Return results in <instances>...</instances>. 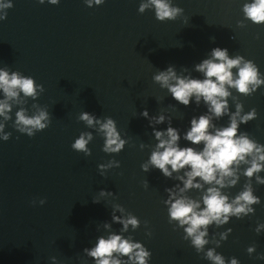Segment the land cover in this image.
Segmentation results:
<instances>
[{"label":"water","instance_id":"95a60500","mask_svg":"<svg viewBox=\"0 0 264 264\" xmlns=\"http://www.w3.org/2000/svg\"><path fill=\"white\" fill-rule=\"evenodd\" d=\"M11 2L13 8L0 10V15L7 14L0 22V68L33 77L45 92L38 100L21 94L12 101V120L0 117L5 131L12 133L9 141L0 140V264H51L52 257L58 264H94L83 250L110 231L142 242L152 252L150 264H213L205 258L208 249L226 259L236 257L241 264H264L247 253L253 245L257 256L264 253V233L255 232L257 223H264V203L253 205L254 216L210 226L205 237L209 244L198 253L184 229L169 222L163 203L168 199L165 190L182 183L175 174L167 179L158 170L141 169L157 143L141 116L144 110L171 117L182 132L193 116L207 113L203 103L179 105L154 81L155 74L174 66L178 75L203 79L195 65L214 47L254 61L264 73V26L244 20L246 0H174L184 15L163 23L154 11L138 12L141 0H107L93 8L84 0H61L58 6L39 0ZM230 91L233 113L237 104L243 105V113H258V119L241 125L240 131L264 144V86L251 96ZM37 106L50 113V127L31 138L17 132L15 113L23 108L32 115ZM85 111L114 119L128 140L126 149L116 156L104 153L102 134L79 120ZM213 122L226 127L229 117ZM82 132L94 136L90 157L71 147ZM112 159L121 167L106 169L101 176L98 166ZM246 167L241 165L238 184L222 191L234 198L250 183L264 201V185L244 177ZM259 175L264 177V172ZM102 189L115 195L100 197ZM186 195L200 199L203 193L193 189ZM40 199L47 201L42 207ZM115 204L136 215L140 228L133 231L130 226L123 233V225L112 221ZM227 228L233 231L225 241L221 234Z\"/></svg>","mask_w":264,"mask_h":264},{"label":"clouds","instance_id":"9594fccd","mask_svg":"<svg viewBox=\"0 0 264 264\" xmlns=\"http://www.w3.org/2000/svg\"><path fill=\"white\" fill-rule=\"evenodd\" d=\"M84 2L89 8H93L103 6L107 0ZM39 3L58 6L61 0H39ZM13 7L11 0L7 2L0 0V10ZM147 11H154L156 19L162 23L175 21L184 15V9L175 6L174 0H141L138 12L144 14ZM242 12L244 20L257 26H264V0H246ZM6 19L7 14L0 15V22ZM195 71L201 73L203 79L193 78L191 75H178L174 66H169L154 75V81L162 89H166L179 105L191 107L193 103L197 106L203 103L207 107V113L198 117L193 116L190 126L182 132L180 128L173 126L171 117L163 114L153 116L144 110L141 116L148 120L157 143L147 161L141 165V169L144 173H150L153 169L158 170L167 179H173L175 174V179L182 183V187L176 184L165 190L168 199L163 203L167 208L169 222H176L184 229L185 239H190L191 245L199 253L209 244L205 237L209 235L210 226L228 225L233 217L242 220L249 215L254 216L256 208L253 205L259 206L264 203L254 194L250 183L234 198L222 191L238 184L241 165H247L243 171L244 177L248 180L254 178L257 184L264 185V177L259 175L264 172V144L240 131L241 125L258 119L257 110L252 109L248 113H243V105L237 104L233 113L228 103L232 95L230 89H235L244 96L258 92L264 86V73H261L254 61L241 55L231 56L227 48L221 47H214L207 59L195 65ZM44 92V86L38 84L33 77L0 68V93L4 97L0 99V117L4 121L12 120L10 115L13 110L12 101H18L21 94L25 98L38 100ZM224 116L229 117V124L226 127H217L214 119L219 120ZM79 120L102 134L104 153L116 156L126 149L128 140L124 138L117 122L111 117L102 120L85 111L80 114ZM51 123L50 113L44 108L38 107L32 115L23 108L15 113V130L30 138L35 137L38 132L47 130ZM164 124H167L166 128H157L158 125ZM5 129L6 125L0 123V140L7 142L11 139L12 133L6 132ZM93 139L92 132H82L71 147L90 157L92 151L89 145ZM181 141L187 142L190 146H182ZM201 145L203 147H200ZM144 147L145 145H140L141 150ZM113 167L120 168V162L112 159L98 166L101 176H104L106 169ZM148 186L146 181L145 188ZM193 189L203 193L200 199L186 195ZM99 195L107 197L115 194L102 189ZM36 203V200L32 201L33 206ZM46 203V199L39 200L41 207ZM93 203L100 204L101 201L94 199ZM117 212L121 215H116ZM112 221L123 225V233H127L130 226L133 231L141 226L140 219L127 212L121 204L113 206ZM105 227L111 229L110 224H106ZM232 231V228H227L221 234V239L226 241ZM255 232L257 235L264 233V223L258 222ZM146 234L152 235L150 231ZM219 246L217 242V247ZM83 251L94 264H150L152 259V252L142 242L111 231L106 237L99 236L94 246L84 248ZM247 253L249 256H256L259 261H264V253L256 255L255 245L249 246ZM124 257H127V260H124ZM205 258L213 264H241L238 258L226 259L223 254H217L215 249H208ZM51 264H58L56 257L51 258Z\"/></svg>","mask_w":264,"mask_h":264}]
</instances>
